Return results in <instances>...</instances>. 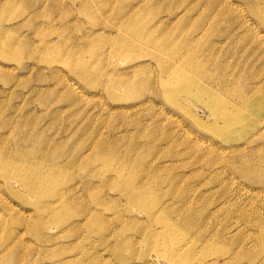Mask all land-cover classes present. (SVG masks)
<instances>
[{
	"label": "rangeland",
	"instance_id": "obj_1",
	"mask_svg": "<svg viewBox=\"0 0 264 264\" xmlns=\"http://www.w3.org/2000/svg\"><path fill=\"white\" fill-rule=\"evenodd\" d=\"M263 260L264 0H0V264Z\"/></svg>",
	"mask_w": 264,
	"mask_h": 264
},
{
	"label": "bare ground",
	"instance_id": "obj_2",
	"mask_svg": "<svg viewBox=\"0 0 264 264\" xmlns=\"http://www.w3.org/2000/svg\"><path fill=\"white\" fill-rule=\"evenodd\" d=\"M207 34H208V32H207ZM209 36V35H208ZM206 37H207V35H206ZM203 39H205V38H203ZM207 39V38H206ZM199 65V64H198ZM196 67V66H195ZM199 67V66H198ZM168 69H169V71L171 72V73H174V74H176V72L174 71V69H172L171 67H168ZM181 83L183 84L182 86H181V88L182 89H184V88H186L187 86H188V83H187V81L185 80V79H181ZM180 88V89H181ZM166 90L167 91H169V92H174L175 91V89H173L171 86H166ZM220 105H223V104H220ZM218 110H216V112H217V114H219V116H221V117H225V119L227 118V113L225 112V110L222 108V107H220V108H217ZM235 117V116H234ZM235 118H237V117H235ZM238 119V118H237ZM231 126H233V125H231ZM231 126H229L228 128H231ZM126 188H127V190L129 191V194H131L132 192H131V189L133 188V186L132 185H126ZM140 198V196H134V199H139ZM140 205H142L143 206V203H139ZM144 208V207H143ZM146 211L147 212H149V216H150V218L151 219H154L155 221H160L164 226H163V228L164 227H166L167 228V230H164L163 231V234L164 235H168L169 233H168V229L170 228V226H171V224H170V221L166 218V215H162V214H154V213H152V211L150 210V209H146ZM151 214V215H150ZM153 236H155L154 235V233H153V231L152 230H147V232H146V238H148L149 240H150V238H152ZM172 238L174 239V237L172 236ZM152 239H154V238H152ZM174 241V240H173ZM173 241H172V243H173ZM176 241V240H175ZM172 243H171V245H172ZM176 243V242H175ZM177 243H179V241L177 242ZM165 245H167V244H165ZM170 245V244H169ZM172 246H174V245H172ZM166 247V246H165ZM168 247H170V246H168ZM171 248H173L172 250L173 251H168L166 248V256L167 257H171V258H175L176 257V254H178V249H181V246H177V247H171ZM170 248V249H171ZM16 263V262H15ZM182 264H185L184 262L182 263ZM200 264H205V263H200ZM209 264V263H208ZM226 264V263H225ZM261 264H264V260L261 262Z\"/></svg>",
	"mask_w": 264,
	"mask_h": 264
}]
</instances>
